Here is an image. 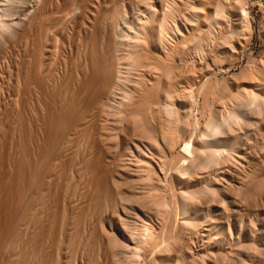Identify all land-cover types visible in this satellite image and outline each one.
<instances>
[{"label": "bare ground", "instance_id": "6f19581e", "mask_svg": "<svg viewBox=\"0 0 264 264\" xmlns=\"http://www.w3.org/2000/svg\"><path fill=\"white\" fill-rule=\"evenodd\" d=\"M252 1L0 0V264H264Z\"/></svg>", "mask_w": 264, "mask_h": 264}, {"label": "rangeland", "instance_id": "374dc122", "mask_svg": "<svg viewBox=\"0 0 264 264\" xmlns=\"http://www.w3.org/2000/svg\"><path fill=\"white\" fill-rule=\"evenodd\" d=\"M180 1H183L185 4L188 1L190 3V4L187 3L186 7H188V5L191 6V3L195 2L196 0L195 1L193 0V2H192V0L191 1H189V0H180ZM185 8L183 7L182 10L184 11ZM189 8L190 7H188L186 9V11L187 10L189 11L190 10ZM187 12H185V13H187ZM248 15H247V20L249 22V28H250V29H248L249 31H247V33H246L245 32L246 30H243L244 28H242V30H240V31L238 30V32L243 31L244 33H246L245 36H246L247 39L242 37V38H244L243 39L244 43H243V40L240 39L241 37L239 38V36H238V40L239 41L236 40L237 38L236 39L234 38L233 43H234V46L237 48L239 55H237V57H236L237 59L236 60H232V62L231 61H226L222 65L223 72L220 74L224 78H227L228 76H231V75H235L236 78L234 77L235 79L234 78L233 79H234V81L236 83H239V78H240V81H241V79H243L242 78L243 75L242 74L239 75V72H240L241 68L243 66H245L247 61L248 60L259 61L260 59H262L261 57L264 55V0H253L252 3H250L249 6H248ZM212 28H214V27H212ZM213 30H215L216 33H217L216 28H214ZM213 30H212V33L214 35L215 32ZM250 31H252V32H250ZM243 34L239 33L240 36H243ZM245 41H246V43H245ZM240 43H241V46L239 45ZM206 45H208L207 47L209 48L210 47V42L207 43ZM242 45H244V46L242 47ZM239 50L242 51V52H240ZM221 88H223V87H221ZM234 195L236 196V194H233L232 196L234 197ZM234 198H237V196L234 197ZM233 208L236 209L237 207L233 206ZM209 209L214 213V215L217 214L218 211L221 212L220 208L219 207L217 208V206L210 205ZM258 211L261 214L263 213L262 216L264 215V210L263 209H259ZM258 211L257 212L253 211L252 216H251V217H253L252 219L255 218V216L258 213ZM234 217H236V216H234ZM234 217L231 216L230 218H228V221L230 220L231 221V222L229 221L230 223H232V222L235 223L236 222V226L237 225L239 226V223L237 224V220L235 221ZM243 218H244V216H243ZM246 228L248 230L250 228V226H248V224H247ZM197 244L199 245L200 243L194 241V248L195 249L199 248V246H197Z\"/></svg>", "mask_w": 264, "mask_h": 264}]
</instances>
